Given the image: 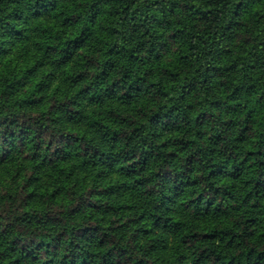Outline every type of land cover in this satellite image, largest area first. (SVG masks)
<instances>
[{
    "label": "clouds",
    "instance_id": "clouds-1",
    "mask_svg": "<svg viewBox=\"0 0 264 264\" xmlns=\"http://www.w3.org/2000/svg\"><path fill=\"white\" fill-rule=\"evenodd\" d=\"M0 264H264V0H0Z\"/></svg>",
    "mask_w": 264,
    "mask_h": 264
}]
</instances>
